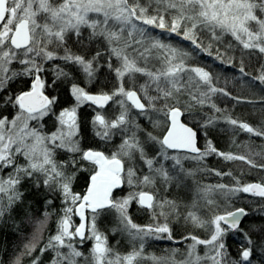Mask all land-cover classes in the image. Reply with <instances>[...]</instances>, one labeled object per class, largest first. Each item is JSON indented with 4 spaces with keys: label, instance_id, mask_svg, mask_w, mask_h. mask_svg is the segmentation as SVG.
I'll return each instance as SVG.
<instances>
[{
    "label": "snow or ice",
    "instance_id": "obj_1",
    "mask_svg": "<svg viewBox=\"0 0 264 264\" xmlns=\"http://www.w3.org/2000/svg\"><path fill=\"white\" fill-rule=\"evenodd\" d=\"M82 29L90 30L87 37ZM157 29L169 37L174 35L189 41L196 50L209 56H213V44L205 45L201 33H208L212 41H220L227 34L243 50L264 59V0H0V172L11 169L6 176H0V218L21 201L23 193L19 185L26 178L33 179L37 187L42 185L49 192L57 193L64 205L62 215L55 234L39 248L41 255L49 250L54 253L51 264H139L143 259H151L153 264H253L254 242L240 227L248 215L246 210L236 208L213 214L206 220L198 214L195 200L184 219L195 227H210L209 238L186 237L193 243L180 260L175 258L179 249H173L169 257L143 255L147 237L172 239L167 220L171 215H178L179 208L176 201L157 199L153 191L145 189L155 188L158 181L170 184L178 179L179 173L194 176V171L184 168L185 160L201 162L216 154L225 160L244 161L251 168L264 170V164H257L255 160L261 155L259 152L250 151L249 155L218 152L210 139L204 149L197 146V131L181 118L196 106L208 105L215 112H221L212 97L217 93L230 97L231 93L216 87V77L207 67L189 64L191 53L153 35L152 30ZM73 37L74 43L85 50L84 54L68 46ZM97 39L103 42L108 56L105 63L115 74L116 86L110 92L92 94L80 83L72 82V72L59 64L52 68L54 79L50 84L42 78L48 70L46 64L63 61L66 67L82 72L91 84L104 55L99 50L90 57L87 53L88 46ZM214 58L233 63L219 49ZM14 64L20 68L15 69ZM239 71L251 81L264 85V63H259L253 75L245 70L241 58ZM20 77L30 78L31 84L27 91L17 93L11 85ZM65 81L71 84L76 103L59 112L56 131L45 132L42 122L55 114L58 100L55 95H46L45 89L55 90ZM86 101L99 109H104L109 102L117 106L112 117L96 111L92 119L95 135L100 140L107 143L119 137L115 150L106 152L81 146L76 111ZM260 102L264 103V97ZM8 108L16 110L11 118L3 115ZM155 114H162L164 121L153 119ZM139 118L148 120L153 129L160 128L162 123L167 127L154 135L141 126ZM220 118L209 116L200 127L208 129ZM223 119L234 130L264 139V124L253 126L231 115ZM156 144L158 150L152 148ZM170 149L177 153L183 151L185 155H170ZM61 150L70 155L58 160L57 152ZM21 157L23 163L18 162ZM167 161L172 162L171 169L165 166ZM177 169V176L172 175ZM82 170H89V185L83 195L73 191L76 174ZM216 175L231 173L217 172ZM123 184L137 191L123 198L114 197L113 190ZM216 190L226 197L243 192L264 198V183L241 185L237 180L231 187L225 184L201 187L198 195L206 206L214 204L210 194ZM133 202L150 210L154 221L163 217L165 222L146 226L134 223L129 215ZM46 203L51 205L52 199ZM86 210L92 213L90 235L85 232ZM105 211L115 212L120 230L133 241L138 240V247L121 255L108 245L107 236L96 226V218ZM50 215L44 211L42 218L34 221L31 238L12 264H23L25 257L31 258L30 264H39V257H33V253L43 238ZM73 215L80 217L78 226H73ZM235 233H240L244 240L232 258L226 238ZM77 240L79 245L85 240L93 241L87 255L80 250ZM198 245L208 249L203 256L196 251Z\"/></svg>",
    "mask_w": 264,
    "mask_h": 264
},
{
    "label": "trees",
    "instance_id": "obj_2",
    "mask_svg": "<svg viewBox=\"0 0 264 264\" xmlns=\"http://www.w3.org/2000/svg\"><path fill=\"white\" fill-rule=\"evenodd\" d=\"M82 31L85 37L89 35L90 30L82 29ZM152 34L161 36L165 41L171 42L173 45L191 53L188 63L194 66L207 67L213 73L214 77H216V87L225 88L231 93L230 97L224 96L220 93H217L212 97V102L222 110L221 112H215V110L208 105L203 107L196 106L182 117L184 122L197 130L199 147L204 149L206 141L210 139L218 152L249 155L251 149H254V151L251 152L261 153L260 150H263L264 139L250 137L247 133L234 130L233 126L229 125L223 119V116L231 115L233 118L246 121L253 126L264 124V103L260 102L261 97H264V85L251 81L250 77L243 76L239 71L241 58L244 60L245 70L253 75L256 74L259 63H264V59H261L257 54H249L243 50L235 40L229 39L228 36H223L220 41H212L211 36L208 33H201V40L205 45L209 42L213 44V56H209L207 52L196 50L189 41H185L180 37H169V35L162 34L157 30H152ZM74 40L75 37H73V40L69 41L68 46L72 51L84 54L85 50L75 44ZM180 44L183 45L181 46ZM229 45H232V47L229 48ZM217 49H219L221 53H226V57H231L233 63H222L220 60H216L214 57ZM97 50L104 52V55L99 60V65H101V67L97 71L95 80L91 84L87 83L82 72L66 67L63 61H53L50 63L52 65L59 64L60 67L65 69V71H71L72 82L80 83L81 86L85 87L89 92H110L116 86L115 74L108 69L105 63L108 56L105 52L103 42L99 39L88 46L87 53L89 57ZM62 54L63 53H61V55ZM50 63L45 65L46 69L47 65H50ZM113 63H115V60H113ZM43 78L47 82L52 81L54 79V73L49 69L43 73ZM29 79L30 78L28 77L17 78V80L11 85V88L17 93L22 90L25 91L28 89ZM70 88L71 84L68 81H65L64 83H60L55 90L51 87L45 89L49 95H55L58 97L57 104L54 108L55 114L64 108H69L73 105ZM232 97H239L240 99L238 101ZM183 99L186 100L187 97H184ZM248 101L256 102L249 103ZM111 105L112 102L104 109H99L86 103L78 109L77 116L79 132L77 138L82 147L96 148L106 152L115 150L112 148L117 145L119 137L116 136L112 141L105 143L95 135L92 126V119L96 111H102L107 117H112L116 113V106ZM109 108H112L110 110L111 112L107 113ZM11 109L13 108H8L3 111V115H8ZM213 115L221 118L217 120L212 127L208 129L201 128L200 125L204 120ZM53 116L54 114L49 115L48 117H45L43 121L47 131L53 128ZM139 122L142 127L153 131L154 135H159L167 127L165 124L163 130L157 131L152 128L148 120L139 118ZM205 133H207V135H205ZM245 145L248 147H245ZM152 148L154 150L157 149L155 145H152ZM150 154H154V152H150ZM69 155V153L61 150L57 152V159H66ZM255 160L257 164H264V155L261 153L260 156L255 157ZM18 162L23 163V158H19ZM183 166L185 169L195 172L192 187L196 189H199L208 183H212L213 185L225 184L231 187L236 185L237 180H239L241 185L256 180L264 183V178H261L260 176L262 172L264 173V170L251 168L244 161H228L216 154H211L205 157L201 162L184 161ZM10 171L11 169H5L4 172H1V176L7 175ZM217 172H230L231 175H216ZM88 182L89 170L77 172L76 180L73 184V191L82 195L88 186ZM124 189L126 190L127 188L123 186L121 190L114 192V197L122 198L125 193ZM146 190L154 191L152 188ZM19 191L23 193L21 201L14 205L13 209L7 212L4 217L0 218V264H12L13 259L22 251L23 245L31 238L34 221L42 218V213L44 211L50 212L51 215L43 232V238L37 246V251L33 253V257H39V264H51L52 255H54L53 252L49 250L41 255L39 248L43 247L47 242L48 237L56 232L57 222L62 215L64 207L61 198L57 193L49 192L42 185L37 187L34 180L28 178L24 179L19 185ZM216 196L220 195L216 194ZM49 199H52L51 205L46 203ZM198 206V214L206 220L210 219L213 214H221L236 207H244L247 210L248 215L241 223L240 227L251 236L254 242L256 251L253 257V264H264V198L242 192L229 199V206L227 207H213V205L209 207L204 204L203 200L198 203ZM189 209L190 208L187 210ZM129 215L132 217L134 223L141 226H146L155 222L151 211L141 208V206L135 202L129 206ZM106 216L111 218L108 226L104 224ZM161 220L163 219L158 217V221ZM167 222L169 223L170 221L167 220ZM96 226L99 231L107 236L108 245L121 255L127 254L134 246L138 247L140 243L138 240L133 241L124 231L123 233H119L118 230L120 229V225L117 215L113 211L100 213L96 218ZM169 227L171 229L172 239H145L143 255L163 254L167 248L182 244L183 238L195 235L200 239H206L211 232V229L208 226H205L204 228L195 227L190 222H185V226L180 229L181 231H178L177 229L175 230L174 225L171 223H169ZM254 227L258 230H253ZM243 240L244 237L240 233L229 234L226 238L228 251L232 258L236 257V253ZM77 244L79 245L78 242ZM91 245L92 242L90 243V240H85L82 245H79V247L80 250L87 255ZM30 259L31 258L29 257H25L23 259V264H30ZM143 263V260L139 261V264Z\"/></svg>",
    "mask_w": 264,
    "mask_h": 264
},
{
    "label": "rangeland",
    "instance_id": "obj_3",
    "mask_svg": "<svg viewBox=\"0 0 264 264\" xmlns=\"http://www.w3.org/2000/svg\"><path fill=\"white\" fill-rule=\"evenodd\" d=\"M157 31L160 32V30H158V29H157ZM164 34L165 35H169L168 33H164ZM224 36H228L229 39H233L230 35L225 34ZM165 42L166 43H171V42H167V41H165ZM180 45L182 46L183 44H180ZM153 63H155V61H153ZM13 67L18 70L20 68V65L14 64ZM53 67H54V65H52L51 63H50V65H47V69L48 70L49 69L52 70ZM139 82L142 83L143 82V78H141ZM49 83H51V81H49ZM30 84H31V80L29 79L28 89L30 88ZM27 90H25V91H27ZM45 93H47V92L45 91ZM70 94H71V91H70ZM72 98H73L72 99L73 100V105L71 107H69V108H72L75 105V103H76L75 98L74 97H72ZM86 103L87 104H91V105H93V106H95L97 108V106L94 105V104H92L90 101H86V102L82 103L77 108V111H76L77 123H78V116H77L78 115V109L81 106H84ZM111 106H116V105L112 103ZM111 109L112 108H109V111L107 110V113L111 112L110 111ZM15 111L16 110L14 108L11 109L10 112H9V114L6 115V116H9V118H11L12 115H15ZM116 112H117V106H116ZM58 114H59V112L57 114H54V116H53L54 124H53V128H51V130H48L47 131L46 130V126H44V124H43V130L45 132L50 133V132L56 131L57 127L59 126L58 123H57V119H56V117H57ZM153 119H159L162 122L164 121V117H163L162 114H155L153 116ZM164 126H165V124L162 123L161 127L160 128H156V130L157 131L163 130ZM93 129H94V126H93ZM119 142L120 141H118L117 144H119ZM198 145H199V139H198ZM155 147H157L156 150L159 149V145L158 144H156ZM112 149H114V147ZM251 151H254V149H251ZM260 151H261L262 155H264V145H263V150H260ZM169 154L170 155H174V154L185 155V153L183 151H180L179 153H177L176 151H169ZM185 161H187V160H185ZM188 161H193V160H188ZM171 165H172V162L171 161L165 162V166L168 167L169 169H171ZM186 170H188V169H186ZM178 173H179V170L177 169V170H175V171L172 172V175L177 176ZM0 176H1V172H0ZM2 176H6V175H2ZM260 176H261V178H264V173L262 172L260 174ZM193 180H194L193 179V176H186L184 173H179L178 179L177 180H174L172 183H170V184H164V183H161V182L158 181L157 184L155 185V188H152V189H154L153 192L156 194L157 199L173 200V201H176V203L179 205L178 215H171V216L168 217V220L170 221L169 223L173 224L175 230L177 229L178 231H181L180 229H182V227L185 226V222L186 221L184 219V216L186 215V213L188 211L187 209L188 208H191L193 201L194 200L195 201H198V203L201 202V199H200V197L198 195V190L200 188L199 189H196V188H193L192 187L193 186L192 185L193 184L192 183ZM256 181H258L260 183H263L262 181H259V180H256ZM88 185H89V182H88ZM123 186H125V188H127L125 190V193H124L123 197H126L130 192L137 191V189H134V188L128 186L127 184H123L121 187H123ZM205 186H215V185H213L212 183H208ZM202 187H204V186H202ZM86 191L87 190H85L84 193ZM238 193H242V192H238ZM238 193L226 197L219 190L213 191L210 194V198H212L214 200L213 207H220V206L227 207V206H229V199L233 198ZM216 194H219L220 196H216ZM247 194H250V193H247ZM157 210L159 211V209H157ZM91 216H92L91 211L90 210H86L85 211V225H86L85 232H86V235H90V233L88 232V226H89V224L91 222ZM161 218L163 220L158 221V222L159 223H164V218L163 217H161ZM104 221H105L104 224L108 226L110 224L111 218L109 216H106V219ZM72 223H73V226H78L81 223V220L77 217V215H73L72 216ZM34 227H35V225H34ZM34 227H33V231H34ZM118 231H119V233L120 232L123 233V231H121L120 229ZM149 238L157 239L154 236L153 237H147L146 239H149ZM208 238H206V239H208ZM161 239H163V238H161ZM164 239H167V238L165 237ZM77 242L79 243L78 240H77ZM91 242L93 243V241L90 240V243ZM192 243H193V241L191 239L183 238L182 244H180L179 246H174V247L172 246V247L167 248L166 251H165V253H163V254H155V255L154 254H151V255H144V256L145 257H151V256H156V257H169L171 255V252H172L173 249H179V252L176 254V257L175 258L177 260H180V259H183L184 254L187 252L188 245H190ZM64 251H66V249ZM196 251H197V253L199 255L203 256L204 253L206 251H208V249L204 245H198ZM52 257H53V255H52ZM143 262H144L143 264H153V261L151 259H143Z\"/></svg>",
    "mask_w": 264,
    "mask_h": 264
},
{
    "label": "water",
    "instance_id": "obj_4",
    "mask_svg": "<svg viewBox=\"0 0 264 264\" xmlns=\"http://www.w3.org/2000/svg\"><path fill=\"white\" fill-rule=\"evenodd\" d=\"M46 95H48L47 93H45ZM92 94H96V93H92ZM182 119V118H181ZM182 122H184L183 121V119H182ZM184 123H186V122H184ZM187 124V123H186ZM189 125V124H188ZM190 127H192L191 125H189ZM194 128V127H193ZM194 130H196L195 128H194ZM197 131V130H196ZM197 146L199 147V145H198V135H197ZM171 150V149H170ZM171 151H175V150H171ZM258 181H252V182H250V183H257ZM260 183V182H259ZM236 208H244V207H236ZM236 208H234V209H230V210H228V211H232V210H235ZM245 209V208H244ZM246 210V209H245ZM225 212H227V211H225ZM225 212H223V213H225ZM246 212H247V210H246ZM223 213H221V214H223ZM77 217L80 219V217L77 215ZM246 217H244L243 218V220H242V222L244 221V219H245Z\"/></svg>",
    "mask_w": 264,
    "mask_h": 264
},
{
    "label": "flooded vegetation",
    "instance_id": "obj_5",
    "mask_svg": "<svg viewBox=\"0 0 264 264\" xmlns=\"http://www.w3.org/2000/svg\"><path fill=\"white\" fill-rule=\"evenodd\" d=\"M110 103H111V102H109V104H110ZM109 104H108V105H109ZM108 105H106V106H108ZM106 106H105V107H106ZM169 151H171V150H169ZM121 186H122V185H121ZM121 186H120L119 188H117V189H114V190H113V193L116 192V191L121 190V189H122ZM85 190H87V188H86ZM124 190H125V189H124ZM138 205H139V204H138ZM139 206H140V205H139Z\"/></svg>",
    "mask_w": 264,
    "mask_h": 264
}]
</instances>
